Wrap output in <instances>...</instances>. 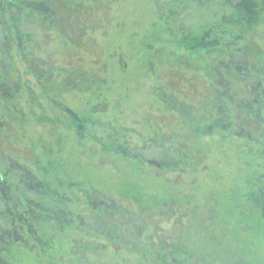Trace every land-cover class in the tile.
Listing matches in <instances>:
<instances>
[{
	"label": "trees",
	"instance_id": "1",
	"mask_svg": "<svg viewBox=\"0 0 264 264\" xmlns=\"http://www.w3.org/2000/svg\"><path fill=\"white\" fill-rule=\"evenodd\" d=\"M110 2L0 0V264H15L21 250L41 251L51 264H120L101 256L121 253L132 261L124 264H220L190 237L193 250L184 242L191 222L206 214L217 221L211 228L222 226L221 240H264V184L258 176L264 169V0H237L200 29L181 27L179 41L189 54L155 44L156 35L142 36L133 48L150 102L139 119L122 126L115 123L123 116L111 114L109 101L85 109L72 105V93L84 91L85 83L95 93L107 83L97 41L110 34L102 16L105 7L112 21ZM87 13L90 26L82 18ZM73 14L80 30L69 42ZM27 15L40 20L49 41L40 51L23 43L21 18ZM171 22L161 24L175 37ZM66 51L70 55L61 62ZM34 122L47 130L34 131ZM223 145L237 150L247 173L243 191L233 185L211 212L200 206L206 200L189 201L180 192L159 198L142 181L115 186L87 173L73 180L64 168L70 155L95 163L107 157L116 166L136 150H157L169 159L145 162L181 171L185 179L208 170L212 147ZM126 172L140 175L139 163Z\"/></svg>",
	"mask_w": 264,
	"mask_h": 264
},
{
	"label": "rangeland",
	"instance_id": "2",
	"mask_svg": "<svg viewBox=\"0 0 264 264\" xmlns=\"http://www.w3.org/2000/svg\"><path fill=\"white\" fill-rule=\"evenodd\" d=\"M235 1L237 0H111L112 9L109 11L112 17L111 22H108L109 18L105 14L106 12L103 11L105 7H102L104 26L110 29V34L108 37H101L97 41V52L104 56V62L107 65V83L100 88L103 92L97 91V93L91 92L92 85L85 83L82 89L84 91L76 90L72 93L74 98V102H72L74 107H72L85 109L91 106L94 108L99 102L102 105H108L109 101L114 106L111 114L113 116H123L122 118H116L117 123L115 124L117 126L134 123V120L139 119L150 102V96L145 90L148 80L146 79L142 85V77H138L140 76L138 72L140 63L135 59L134 45H138L142 36L152 34L156 35L154 40H158L155 44L164 45L179 53L189 54L179 41L181 39V27L200 29L201 25L208 24L211 19H219L226 12L228 3H234ZM226 3L227 5H225ZM57 14L61 16L62 20H65L66 14L63 11H59ZM91 16L88 13L86 15L82 14V18L88 26L91 25ZM69 18L68 41L74 42L76 41L74 31H79L80 28H76L77 22L74 20V14L69 15ZM32 19L33 17L31 18L28 15L26 21L21 18V25L25 34L23 43L29 51H40V47H47L49 41L40 28V20L35 19L34 21L37 23H34ZM164 19L172 20L169 30L177 33L175 37L164 31L166 29L161 24ZM94 32V35L98 37L96 32H99V30ZM84 35H82V38H84ZM86 46L88 49H93L95 45L88 41ZM69 55L70 52L66 51L60 59L61 62L68 59ZM142 69L144 70L143 67ZM23 71L25 70L22 67L21 72ZM142 73V76H145V72L142 71ZM143 79L145 80V78ZM29 86L32 90L30 82ZM111 107L109 106V108ZM119 111L123 112L120 114ZM108 113L104 112V115ZM111 114H108V116ZM32 128L38 133L47 130V128L38 126L35 122ZM7 135L8 133L4 136ZM206 140L212 139L206 138ZM211 151L212 156L207 161L210 162L209 169L203 172L197 171L192 175L186 174L185 179L181 178V171L172 170L171 172L165 169H157L155 166L150 167L149 163L145 162L149 159H169L167 155H163L165 153L157 150H136L131 153V157L125 162L118 160L116 166L104 161L108 160L107 157L104 160L101 158L95 163L89 161L88 158L70 155L69 159L67 158L63 162L65 164L64 168L69 174L66 178L84 179L87 173L93 176L94 179L101 180L105 184L112 183L111 185L115 186H121L122 182L124 185L126 183V185L131 184L128 182L132 180L142 181L148 188L146 191L152 194L156 193L159 198L169 193L173 195L174 192H180L185 194L189 201L201 200L204 202L206 200L205 203H200V206L207 204L208 211L211 212L217 209L216 199H225L224 197L229 194V189L233 185H240L241 191H243L242 179L247 173V168L242 167V159L238 157L240 155L235 148L223 145L220 148L218 146L217 148L212 147ZM65 156L67 157V152L63 154L66 159ZM95 159L96 155H93V160L95 161ZM141 161L145 163H141ZM136 163L140 165V175L137 173L127 174L126 169L133 168ZM187 172H189L188 169H186ZM258 176L261 178V183L264 184V169ZM61 178L63 177L61 176ZM110 187L112 189L117 188ZM236 202L244 204L243 198L238 199ZM231 204L233 203L231 202L229 206ZM171 208L174 209L175 206ZM213 216L206 214L203 218L196 217L194 222H191L188 226L185 232L187 238H184V242H189L187 245L190 250H193L194 245L192 243H194L198 249L203 250L210 258L220 264H247L250 259H254L258 264H264V240L251 237L238 239L235 238L237 236L232 238L227 236L222 238L223 241L217 234L219 230L220 235L223 232L222 226L210 227V222H216L217 224ZM188 237H190L192 243L188 240ZM222 241L225 243H222ZM17 256L19 258L16 257L15 264H51L54 261L41 251L28 253L27 250H21L18 251ZM110 259L120 264L132 262L125 253H121L118 258L112 254L101 256L102 262Z\"/></svg>",
	"mask_w": 264,
	"mask_h": 264
}]
</instances>
